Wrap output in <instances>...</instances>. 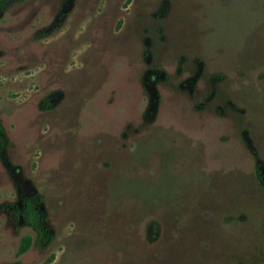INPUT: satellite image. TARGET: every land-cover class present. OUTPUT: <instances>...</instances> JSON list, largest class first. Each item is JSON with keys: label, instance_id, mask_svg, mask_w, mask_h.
<instances>
[{"label": "rangeland", "instance_id": "374dc122", "mask_svg": "<svg viewBox=\"0 0 264 264\" xmlns=\"http://www.w3.org/2000/svg\"><path fill=\"white\" fill-rule=\"evenodd\" d=\"M0 126V264H264V0L8 3Z\"/></svg>", "mask_w": 264, "mask_h": 264}, {"label": "trees", "instance_id": "16d2710c", "mask_svg": "<svg viewBox=\"0 0 264 264\" xmlns=\"http://www.w3.org/2000/svg\"><path fill=\"white\" fill-rule=\"evenodd\" d=\"M24 0H0V12H3L8 3H21ZM5 134L0 126V147L5 145ZM41 198L33 195L22 200L20 206L15 209L14 214L19 219L20 224L29 228L35 235V243L40 246L47 244L50 236L47 235L48 224L43 210H41ZM31 243L28 235L23 236L16 249V255L23 254ZM51 257H48L41 264H49ZM12 264H19L17 262Z\"/></svg>", "mask_w": 264, "mask_h": 264}]
</instances>
